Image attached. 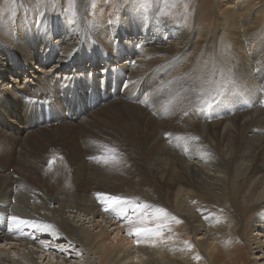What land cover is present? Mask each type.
I'll return each instance as SVG.
<instances>
[{"label":"bare ground","instance_id":"bare-ground-1","mask_svg":"<svg viewBox=\"0 0 264 264\" xmlns=\"http://www.w3.org/2000/svg\"><path fill=\"white\" fill-rule=\"evenodd\" d=\"M8 1L11 9L0 19V82L9 79L8 87H0V132L17 134L24 124H38L37 117L45 122L48 106L52 120L70 118L83 133L116 139L135 177L114 170L95 174L100 178L91 173L73 182L42 181L16 158L14 147L0 140V264H39L37 249L59 264L70 257L79 264L83 258L85 264H228L225 247L242 236L251 262L264 264V94L231 119L227 113H200L202 99L192 104L191 90L206 94L209 88L192 84L186 90L179 83L184 74L158 83L166 57L192 56L184 60L192 64L205 43L193 39L199 30L185 24V17L180 25L163 16L175 0H152L153 10L152 3L139 4L142 0H77L71 18L65 13L67 0H54L53 8L49 0ZM216 2L220 9L228 7L232 26L240 29L237 13L249 11L253 0ZM260 8L257 13H264ZM122 56L128 66L118 63ZM24 73L27 83L15 85ZM171 94L175 97L167 101ZM232 94L230 87L216 91L204 109L213 111L212 104ZM100 104L114 107V114L104 113ZM246 212L252 216L240 224ZM109 229L121 240L110 243Z\"/></svg>","mask_w":264,"mask_h":264},{"label":"rangeland","instance_id":"rangeland-1","mask_svg":"<svg viewBox=\"0 0 264 264\" xmlns=\"http://www.w3.org/2000/svg\"><path fill=\"white\" fill-rule=\"evenodd\" d=\"M4 1L5 2H3V6L0 5V19L1 17L6 16V14L11 9L10 5L8 6L9 1L8 2L7 0H4ZM53 1L54 0L48 1V4H50L49 8L54 7ZM67 1L68 3H66ZM67 1L65 2L67 5L66 6L67 10H65V13L68 15V17L71 18L72 12L75 11L74 15H76V13L78 12L76 9L77 0H72V1L67 0ZM92 1H95V3L100 2V0H92ZM103 1L109 4L108 2H110L111 0L110 1L101 0L102 3ZM112 2H114V0H112L110 3ZM134 2L135 1H127V3L129 4L134 3ZM211 2L213 5L211 4ZM234 2H238V0H234ZM142 3H152L153 6L151 7V10L155 8V4H156L152 0H142L139 4H142ZM139 4H137L135 9L141 10L142 15L145 16L146 12H143V6L139 7ZM255 4L257 5L255 6ZM173 5H172L171 10L163 11L164 15L163 14L162 15L166 18V20L171 23L175 22L174 24H176L177 22V24L181 25L182 24L181 19L185 17L186 19L185 24H187L188 26L195 25V30L197 29L199 30V31H196L195 34H193V39L197 41L200 44V46L203 45L204 41L205 43L203 47L200 49L201 51L200 55L197 57L196 61L192 64H189V62H184V60L187 58L191 60L192 56L183 57L180 54L181 57L178 58L176 57V54H177L176 53L171 57H166L168 61L166 62V65L163 67L162 73H159L160 77H159L158 83L164 84V80H169L170 78L171 80H173L176 76L178 77L184 74L181 77L179 83L182 84V86L185 84V87H184L185 89L188 88L189 86H192V84L194 87L207 86L209 88L206 94H202L201 92H199V90L198 91L191 90L193 93L191 95V99L193 100L192 104L194 101H197L200 98L202 99V101L198 105V109H199L198 111L200 113L206 110L209 112L210 116H215L217 114L226 115L227 113L229 115V118L231 119L235 118L234 117L235 110H238L241 107L250 106L253 103V99L255 96L264 94V89H263L264 88V24H263L264 13L262 14L257 13L259 12L258 8L260 7H261L260 10L264 12V0H261V1L253 0L252 8H251L252 10L249 9V11L244 10V11H240L237 13V16L238 17L240 16L239 17L240 21L238 22L237 20L236 22L238 23L239 27L241 26L240 29L232 26L233 21L231 20L232 18L231 13L230 12L228 13L229 11L228 7L224 6L222 9H220L217 6L216 0H198V1L197 0H182V1L175 0L173 2ZM197 5L198 7H196ZM176 8H178L180 11ZM182 9L185 10V12H183ZM1 10L3 11L1 12ZM41 10L42 9L37 5L35 8L36 14L37 13L39 14ZM250 11H252V13H250ZM220 12H222V14ZM194 13H196L195 15L197 18L194 17L195 16ZM218 13L220 15H218ZM241 13H242V16L240 15ZM17 16H18L17 13L12 14L11 19H15ZM105 16L108 17L109 19L108 10L105 11ZM87 17L92 19L93 13L91 12L90 15ZM189 18H190V21H189ZM242 18L244 20H241ZM26 19L28 20V18ZM228 19L230 23H228L229 22ZM244 21H246V23H244ZM83 23L85 27H88L85 21H83ZM107 24L109 25L108 22ZM250 24L251 26L249 27L246 26ZM252 24L254 26H252ZM119 26H121L120 23H119ZM243 26H245V28L247 29H245ZM200 28H203V29L205 28V29L201 30ZM253 31L254 33L257 31V33L254 34ZM230 34H232L231 35L232 37L229 36ZM55 39L56 37H54V40ZM206 41L208 42V44L210 41V45H207ZM82 54L85 56L88 55V53L86 55L84 52ZM160 55L161 53L157 54V56H160ZM173 58H176V59L174 61H171ZM5 60L8 62V59H5ZM62 60L65 62H69L72 59L62 58ZM124 61L126 62L123 64V66H128V63H127L128 60H126L125 56H122L121 60L118 61V63H122ZM101 64H102V59H98L99 68H102L103 65ZM37 65L40 66L39 64ZM137 66L138 65H136V67ZM89 68L90 67H88V69ZM191 68L194 69V73L192 75H187L186 74L187 71L185 70L191 69ZM19 70L21 71L19 72L18 70H16V72L20 75L22 74V68H20ZM25 74L26 73L23 74L22 79L18 80L19 83L15 85L24 86L27 83L26 79H23ZM4 78H7V75H5ZM2 81L3 80L1 79V82ZM6 83H9V79L7 80V82L4 81L3 83H1L0 87L4 88L3 85H6ZM10 84L12 85V83ZM8 86L9 85H6L5 87H8ZM227 87L231 88L233 94L230 95L226 101H224L225 100L224 99L222 102H219L218 104H212L211 105L212 108L216 107V109H214L213 111H211L210 109H204L211 103L210 98L212 99L214 97L216 91L223 93V90ZM183 90L184 89H182V92ZM174 97H175V94L169 95L167 98V101ZM187 98H189V96L186 95L185 93H184V97H181L183 102H185ZM98 108H104V111H103L104 113H108L109 111V115L114 114V112L111 111L114 108L112 106H111L112 108L111 109L110 107L106 108V106H102L100 104L98 105ZM35 118H36V115H35ZM216 118L217 117H214L213 119H216ZM37 120H38V124L33 125V126H31L30 124H24V128H21L20 131L14 135L11 134L10 132L8 133L0 132V140H3L4 144H6L8 147H14L16 149V152H17L15 154L16 158L19 159L21 157L23 162L21 160L20 161L23 164L26 163L25 166L30 168L31 171H35L33 174L36 175V178L38 177L37 179L42 180V181H48L50 179H55V181L73 182L79 179L81 176H86V178L89 179L91 173H92L91 178H96V177L100 178L101 176H97V175H101L104 172H110V171L112 172L114 170H122V172L124 171L123 173L125 174L127 173L128 175L127 174L126 175L130 177L131 179L135 177L133 170H132L133 167L128 162L126 163L129 157L126 152L121 151L118 148V141L116 139L110 138L108 136H101V135L93 134V133H87V134L83 133L82 130H80V127L76 124V122L70 118L67 119L68 121L59 120V119L54 118L53 120L51 119V121L43 122V119H41V117L39 118L37 117ZM94 125L95 126L98 125L97 121L94 122ZM87 129H91V128H87ZM235 129H236V126L235 127L233 126L232 128L233 132H235ZM68 136L70 138H68ZM109 138L110 140H108ZM68 142H70L71 144ZM2 144L3 143L0 141V145ZM189 144H193V143L185 142V145H189ZM70 147L71 148L74 147V148L71 149ZM21 152H24V153L22 154ZM127 165H129L128 167L130 169L128 167L126 168ZM107 167L112 168V170ZM12 168L14 169L18 168V166H13ZM16 173H17V170H16ZM130 173L132 176L129 175ZM39 175L41 176L39 177ZM151 192L152 191H150V193ZM122 202L124 203L125 200H123ZM230 207L233 210H236L232 203ZM234 214L237 215L236 211L234 212ZM131 215H132V212H128L127 217L130 218ZM247 215H248V212L244 213L243 216H241L242 219L239 218L240 224L243 222L244 220L243 218L246 217ZM251 216H252V213L248 215V217H251ZM111 232L112 233L110 235L111 236L110 238H112L113 241L112 239H109L110 243L111 242L117 243V241L121 240L120 237L115 238V235H114L115 232H113V230ZM121 235L124 236L125 233H122ZM200 237L201 236L196 235L195 238L193 237V239H195L196 242L198 241L200 242V240H202V239H199ZM134 240H135V237H134ZM132 244L137 245L138 242L135 241ZM7 247H10V246H7ZM19 249L20 251L22 250L23 253L24 252L27 253L28 251L27 249L23 250L22 247H20ZM37 250L40 252L37 255H35V257H36V260H39L38 261L39 264H46V263L59 264L60 263V259L58 260V258L52 257V255L47 252L43 253L41 249H37ZM0 252L2 251L0 250ZM40 255H43V257ZM250 256L251 255L249 254L248 243L244 241V238L242 236L240 239L236 238L235 241H233L230 245L228 244L225 247V254L223 256V259H225V261L228 264H251V263L254 264L253 262H251L252 256L251 257ZM69 260L70 261L67 262V264H72V263L79 264L80 259L76 257H70ZM56 261L57 262L59 261V262L57 263ZM94 261L96 262V260ZM84 262H85V258H83L82 264Z\"/></svg>","mask_w":264,"mask_h":264},{"label":"snow or ice","instance_id":"snow-or-ice-1","mask_svg":"<svg viewBox=\"0 0 264 264\" xmlns=\"http://www.w3.org/2000/svg\"><path fill=\"white\" fill-rule=\"evenodd\" d=\"M115 202H117V203H118L119 201H118V200H116ZM12 219H13V220H15V219H16V217H12Z\"/></svg>","mask_w":264,"mask_h":264}]
</instances>
